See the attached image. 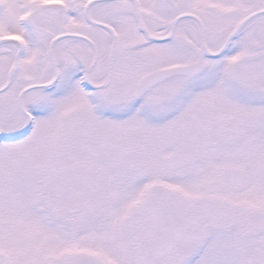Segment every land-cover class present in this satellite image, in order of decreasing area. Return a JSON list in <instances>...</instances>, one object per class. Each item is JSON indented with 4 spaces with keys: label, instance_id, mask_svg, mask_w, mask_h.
I'll list each match as a JSON object with an SVG mask.
<instances>
[{
    "label": "snow or ice",
    "instance_id": "snow-or-ice-1",
    "mask_svg": "<svg viewBox=\"0 0 264 264\" xmlns=\"http://www.w3.org/2000/svg\"><path fill=\"white\" fill-rule=\"evenodd\" d=\"M0 264H264V0H0Z\"/></svg>",
    "mask_w": 264,
    "mask_h": 264
}]
</instances>
